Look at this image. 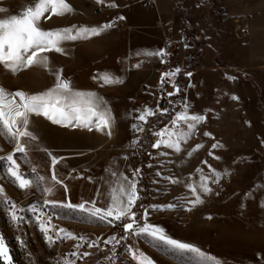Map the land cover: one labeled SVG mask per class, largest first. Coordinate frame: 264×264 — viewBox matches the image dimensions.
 Instances as JSON below:
<instances>
[{
	"label": "rangeland",
	"instance_id": "rangeland-1",
	"mask_svg": "<svg viewBox=\"0 0 264 264\" xmlns=\"http://www.w3.org/2000/svg\"><path fill=\"white\" fill-rule=\"evenodd\" d=\"M19 1L0 0V7L11 11ZM159 1L162 25L169 32L168 49L164 53L170 65H165L161 56L157 62L153 57H146L153 68L137 87V111L138 116L145 108L152 109L155 114L147 118V123L138 118L135 120L136 125L144 129L135 133L136 143L133 145L131 140L133 146L121 151L114 167H97L99 172L103 171L97 175L100 178H63L59 184L44 178L27 189H21L13 182L7 171L9 162L0 159V187L16 206L38 202L49 208L60 228L73 236L77 237L75 229L79 226H82L80 230L87 231V247L75 264H138L131 254L136 251L148 256L153 264H208L190 253L174 252L157 245L144 235L129 232L125 239L123 224L129 222L127 219L108 223L78 210L45 203L89 202L86 207H91V202H95L97 207L106 208L110 203L111 188L118 183L121 174L136 181L138 196L143 178L148 181L149 202L135 212L139 224H143L147 212L149 223L162 227L173 239L195 245L217 258L219 264H264V207L261 206L264 204V69L244 68L248 59L241 52L245 34H235L237 23L221 11L217 2ZM31 2L25 0V5ZM95 13L98 14L96 6ZM114 13L117 14L115 10ZM3 15L0 13V17ZM182 44L188 46L186 66L175 76L165 78L162 84L164 70L171 73L179 68L178 49L183 50ZM74 58L79 60L80 56ZM76 60L71 64L75 65ZM189 61H195L197 66L187 72L184 79H179ZM47 80L44 71L22 70L13 75L0 68V87L11 92L40 93L48 89ZM180 83L185 87L183 93L176 91ZM234 96L238 99H233ZM186 105L188 115L203 116L204 120L196 124L186 142L180 141L181 150L176 152L165 145L153 147L160 139L156 133L165 128L174 130L172 120L185 111ZM179 127L188 131L183 122ZM138 145L140 149L136 155ZM198 145L202 147L197 148ZM13 152L14 143L0 135V157ZM14 159L26 178L36 181L32 171L34 164L44 168L47 175L49 159L44 155L38 158L28 151L27 156L15 153ZM139 167L140 173L133 176ZM113 172L117 174L115 178H111ZM72 174L77 175V170ZM202 177L208 178L211 192L201 191ZM173 180L178 183H172ZM188 185L196 187L203 203L193 207L191 201L196 197ZM46 188H52L51 194L44 191ZM169 204L176 207H165ZM8 207L0 203V234L6 241L11 264H14V255L17 256L18 251L14 244L15 233L8 220ZM25 229L27 253L42 264H57L58 255L75 259L71 253L77 248L78 238H67L65 233H60L62 242L50 245L40 223L28 220ZM112 237L115 240L105 243ZM92 242L95 246L89 247ZM112 250H117V255L108 260L105 254Z\"/></svg>",
	"mask_w": 264,
	"mask_h": 264
},
{
	"label": "crops",
	"instance_id": "crops-1",
	"mask_svg": "<svg viewBox=\"0 0 264 264\" xmlns=\"http://www.w3.org/2000/svg\"><path fill=\"white\" fill-rule=\"evenodd\" d=\"M212 1L217 2L222 12L225 9L223 13L231 21L244 20L247 32L242 38L244 43L241 52L248 56L244 68L264 69V0ZM18 3L11 11L4 13L3 17L19 14L27 6L25 0ZM67 3L74 9L72 13L64 16L46 13L41 20V27L48 30L107 24L102 16L95 13V6L99 4L97 0H67ZM111 3L117 5L112 7L117 12L116 15L124 17L122 25L111 27L100 35L87 39L65 41L62 53H46L51 67L62 70V77L69 80L76 90L95 93L107 102L114 118L111 135L107 134V129L97 131L93 128L89 131L81 127H64L51 123L43 116H32L30 130L34 131L38 139L29 144L28 151L38 158L44 155L49 159L47 175L44 168L34 164V178L52 177L53 167L48 152L58 159L54 171L57 179L63 181V178H97V175L103 173L97 167H114L121 151L134 145L130 143L132 139L135 141L137 132L133 128L138 118L137 87L145 81L153 68L146 57H153L155 62L158 61L159 55L148 53L167 51L169 32L162 25L163 13L159 0H105L103 4L108 6ZM182 47L183 50L180 47L178 49L179 69L187 63L188 46L182 44ZM78 55L80 59L76 60L74 56ZM75 60V65H72ZM157 67L158 65L155 68ZM25 70L38 73L44 71L48 78V88L53 86L54 76L48 70L38 66ZM102 74L118 78L122 83L105 84L100 79ZM76 170L78 174L73 175L72 171ZM101 177L105 178L103 175ZM111 178L115 177L112 175ZM77 181L80 183V179Z\"/></svg>",
	"mask_w": 264,
	"mask_h": 264
},
{
	"label": "snow or ice",
	"instance_id": "snow-or-ice-1",
	"mask_svg": "<svg viewBox=\"0 0 264 264\" xmlns=\"http://www.w3.org/2000/svg\"><path fill=\"white\" fill-rule=\"evenodd\" d=\"M97 3L103 4L105 0H97ZM108 6L117 7L115 3H111ZM7 11V9L0 7V13H6ZM73 11L74 9L67 3V0H32L19 14L0 17V66L13 75L19 71L38 66L48 70L54 76L53 86L36 94H29L20 90L11 92L0 87V135L5 136L10 142L14 143V152L8 154L6 157H0V159H6L9 162L8 174L21 189L30 188L35 182L44 180V177L40 176H37L36 181L26 178L20 172V165L14 159L15 153L27 156L29 144L38 139L34 131L30 130L32 116H43L51 123L64 127H81L89 131L93 128L97 131L107 129V134L111 135L114 118L111 109L107 107V102L95 93L76 90L69 80L62 77V70L51 67L49 57L46 55V53L53 51L62 53L64 51L62 45L65 41L87 39L90 36L100 35L101 32L112 27V24H105L99 27L81 26L77 28L76 26H72L48 30L41 27V20L45 18L46 13L50 12L51 15L64 16ZM118 19L123 20L124 17H118ZM148 55L164 56L166 53L160 51L148 53ZM179 71L180 69L177 68L174 72L164 73L161 77V83L163 84L165 78L175 76ZM188 75H191V73ZM100 79L105 84L122 83V80L113 78L108 74H102ZM173 87H176L175 84H173ZM176 91L178 92L179 88H176ZM169 95H174V93H169ZM233 99H238V97L234 96ZM164 111H167V109ZM154 114L152 109L145 108L138 116V119L147 123V118ZM203 120V116L188 115L186 105L185 111L177 114L172 120L175 129L169 130L165 128L157 132L156 135L160 139L152 146L158 148L160 145H165L179 152L181 150L180 141L186 142L196 124ZM181 122L187 124V132L180 129L179 125ZM133 128L137 131H144L143 127L138 125H133ZM205 135L209 134L205 133ZM165 136L167 139L164 138ZM135 143L136 141H133V144ZM217 146L213 145V147ZM199 147H202V145L197 146V148ZM44 151L47 150L45 149ZM47 154L51 157V165L53 167L51 179L56 184H59L61 181L57 179L54 171L59 161L50 152ZM32 171L35 172V168ZM138 174L139 170H136L133 176ZM112 175L116 176L117 174L113 172ZM207 179V177H202L200 184V189L204 193L211 192V189L207 185ZM172 183H178V181L173 180ZM188 187L196 197L194 201H191L193 207L203 203L200 195L197 194L196 187L193 185H188ZM44 191L51 194L52 188H46ZM138 199L136 181L134 179L129 180L127 176L121 174L118 178V183L111 188L110 203L106 208L97 207L95 202H91V207H86V204L89 202L80 204L68 202L62 205L49 201H45V203H53V206H61L70 211L78 210L108 223H112V220L120 221L127 219L131 222L123 224L125 232L144 235L151 242L166 246L167 249L174 252L190 253L201 262L219 264L217 258L207 255L195 245L173 239L166 234L162 227L149 223L147 212L144 213L143 224H139L136 214L132 211ZM0 203L12 209L11 219L13 221L20 219L16 215V205L11 203L9 198L4 194L2 187H0ZM261 206L264 207V204ZM165 207L174 208L176 205L169 204ZM33 211H35L34 208ZM40 228L49 244L55 243L53 237L48 235L49 229L43 222L40 224ZM60 233H65L67 238L77 239L72 233L66 232L65 229L59 230L57 238H62L60 237ZM79 239L83 240L84 238L79 237ZM111 240H115V237H112L109 241H105V243H110ZM88 246L94 247L95 242H92ZM76 247L79 248L80 245ZM131 254L138 264H153V261L142 252L136 251ZM71 255L78 256V253L73 252ZM84 255H89V253H84ZM0 259H3L6 264H11L6 241L2 234H0ZM65 264H75V261L66 260Z\"/></svg>",
	"mask_w": 264,
	"mask_h": 264
},
{
	"label": "built area",
	"instance_id": "built-area-1",
	"mask_svg": "<svg viewBox=\"0 0 264 264\" xmlns=\"http://www.w3.org/2000/svg\"><path fill=\"white\" fill-rule=\"evenodd\" d=\"M89 1V0H87ZM96 10L98 14L102 15L104 17V20L106 21L107 24H112V27H117L123 24V20L118 19V16L114 13V8L108 7L105 4H97L96 5ZM225 9H223V12ZM236 27H235V34L240 36L242 34H245L247 32V29L244 27V20L239 19L236 21ZM162 60L164 61L165 65H170L169 58L167 55L161 56ZM164 73H169L168 70H164ZM33 208L35 211H33ZM10 215H9V222L12 225L11 231L12 233H15L14 236V244L15 248L18 251L17 256L14 255V264H42L38 259H36L33 255L28 254V243L25 239L27 236V231L25 229V224L28 220L32 221L33 223H44L45 226L49 229L48 233L50 236L53 237L55 242H62L63 237L60 235L62 238H57V233L59 232L60 225L57 224L56 221V216L47 208L46 206H42L40 203H34L31 205H21V206H16V215L20 218L17 221H13L11 219V211L12 209L8 207ZM77 227V226H76ZM82 226H79L76 228L77 232V238H78V245H80L79 248H74L73 252L78 253V256H75V259L67 258L65 256H57L55 259V262L57 264H65V261H75L79 262L80 261V254L82 250H85V247H87L89 235L87 234L86 230H80ZM80 228V229H79ZM79 237H83L84 239L81 240ZM84 248V249H83ZM71 253V254H72ZM117 255V250H112L110 252H107L105 254V257L107 256L108 260L110 259H115ZM74 257V256H72ZM0 264H5V262L0 259Z\"/></svg>",
	"mask_w": 264,
	"mask_h": 264
},
{
	"label": "trees",
	"instance_id": "trees-1",
	"mask_svg": "<svg viewBox=\"0 0 264 264\" xmlns=\"http://www.w3.org/2000/svg\"><path fill=\"white\" fill-rule=\"evenodd\" d=\"M196 66H197V63L195 61H189L186 69L180 72L179 79H184L186 73L189 72V71L194 70ZM179 88H180L179 92L183 93L185 91V87H184V85L182 83H180ZM139 149H140V146L138 145L137 151H136V155H137V152L139 151ZM143 181L144 182H143L142 188L140 190L139 199H138L136 205L133 208V212L134 213L142 205H144V204L149 202V189L150 188H149V185H148V181L145 178H143ZM123 231H124V228H123ZM124 234H125V231H124Z\"/></svg>",
	"mask_w": 264,
	"mask_h": 264
},
{
	"label": "water",
	"instance_id": "water-1",
	"mask_svg": "<svg viewBox=\"0 0 264 264\" xmlns=\"http://www.w3.org/2000/svg\"><path fill=\"white\" fill-rule=\"evenodd\" d=\"M161 77H162V76H161ZM138 170H139V173H140V171H141V167H139ZM129 222H131V221H129ZM128 233H129V232H125V235H124V238H125V239H127V237H128Z\"/></svg>",
	"mask_w": 264,
	"mask_h": 264
}]
</instances>
